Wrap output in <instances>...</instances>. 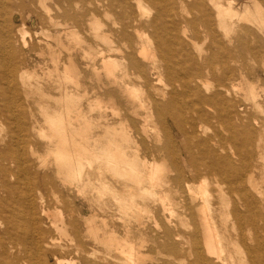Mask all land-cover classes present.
<instances>
[{"label": "bare ground", "instance_id": "1", "mask_svg": "<svg viewBox=\"0 0 264 264\" xmlns=\"http://www.w3.org/2000/svg\"><path fill=\"white\" fill-rule=\"evenodd\" d=\"M91 2L117 15L106 32L91 12L108 46L86 65L92 89L78 29L47 34L40 73L21 51L25 23L14 39L0 20V264H65L69 245L83 264H144L151 240L181 264H264V122L252 113L264 114V82L242 62L249 52L264 69V0Z\"/></svg>", "mask_w": 264, "mask_h": 264}, {"label": "rangeland", "instance_id": "2", "mask_svg": "<svg viewBox=\"0 0 264 264\" xmlns=\"http://www.w3.org/2000/svg\"><path fill=\"white\" fill-rule=\"evenodd\" d=\"M10 4H11L10 10L12 13L10 12V10L9 12L2 10L0 14V20L1 22L4 23V25H6V27L10 29V34L12 36L11 38H14V39H19L20 34L18 30L19 28L23 26L22 25L23 23H25L24 26L26 27V29L28 28L27 30H29L30 32L29 34H31V35L28 34V36L26 37V40L28 41L27 42L28 46L26 45V47H23L21 49V51L24 53V58L26 60L27 68H29L30 70L37 69V71L40 73L42 71L44 72L42 68L46 66L45 58L47 57V54L44 55L42 53L46 52L47 50L45 46L47 43V40L51 43H54L52 42L53 38H49L47 34H51L52 36H62V38L66 42V39H65L66 37L64 36L65 27L67 28L73 27L74 29H78V32L81 33V36L82 35L84 36V37L82 36V38L85 39L83 44L78 45V48L74 50V54H75L74 56L79 62L80 67L84 70V74L87 76L86 82H87V85L88 84L90 85V86L88 85L89 89H92V87L97 84L92 78L93 75H91L92 74L91 68H88L86 65L88 62H91L90 60H93L94 57H95L96 63H98V61L100 63V57L96 55L98 53L97 51L102 48L107 49L108 46L105 43H103L99 38H95L93 34L91 33V27H89L90 19L92 18V14H93V13L91 14V12H94V9H95L91 0L61 1L59 3L60 8L56 6L54 1L47 0V5L49 6L51 11L50 10L46 11L45 9H43L45 7L40 6L38 3V0H11ZM95 14L97 15V17H99V20L102 21L104 30L106 32H109L110 29L112 28L111 26L113 22L115 21V19H117V15L114 14V15L108 16L102 10L95 11L94 15ZM66 22H68L69 26L68 24L65 25ZM52 23L54 24L52 25ZM58 23L60 26H58ZM55 24H57V26H55ZM197 29L201 30L202 26H198ZM149 31L151 32V29H149ZM188 34L190 38L192 37L195 38V41H197L196 42L197 45L200 43L198 46L207 45L208 42L205 40L204 33H202L201 31L199 32L197 36H194V33L192 31H188ZM137 38L138 36L136 32L133 33L132 39L136 41ZM123 43L124 42L122 41V44ZM122 44L120 41V43H117L116 46L119 48H123V49L126 48V44L125 43L123 45ZM84 52L86 55L89 56L90 59L83 58ZM119 53L121 52L116 51L115 55L118 56L120 55ZM254 60L255 59L249 52H244V57L242 58V62L244 63V71L251 72L255 70L256 72L255 75L256 76L258 75L260 78H262L264 82V69L260 67L259 62L257 60L255 61ZM251 77L253 78L254 76L251 75ZM91 80H93L94 82ZM262 105L264 106V102ZM246 106H251V105L247 104ZM36 112H37V116H39L37 110ZM252 113L253 115L255 113L254 118L264 122V114L257 112L255 109H252ZM2 118L4 119V116H2ZM58 195H60V193H58ZM75 198H76V203L78 205L77 206L78 210L82 212L83 215L89 214L92 201L87 200L85 199V197H82V196H77ZM93 204H96V203L93 202ZM115 206L116 204L114 201L110 202V211H111L110 213L112 217L114 215L116 216L117 214V208H116L117 206L116 207ZM56 207L59 208L61 211L65 212L64 204H61V203L58 204L53 200L52 204H50V208L55 209ZM152 211H151L152 213L144 212L142 214L143 220L149 225H153L152 221L157 215V212H155L156 211L155 209H152ZM116 225L119 230H122L120 222L117 219H116ZM74 251H75L74 245H69V247L64 251V254L61 253V257L63 258V262L65 264L67 263L83 264L81 257H79V255H76ZM143 252L148 257L147 261L144 264H161L162 261L155 260L153 262L151 260V259L159 258V257H165V258L169 257V259L173 260L174 264H181L180 262H183V259H184V258L175 259L173 257L168 256L165 253H168L169 250L164 249L161 245H159V241H154V240H151L149 242L148 246L146 247V249L143 250ZM48 264H55V259L53 256H50V258L48 259Z\"/></svg>", "mask_w": 264, "mask_h": 264}]
</instances>
